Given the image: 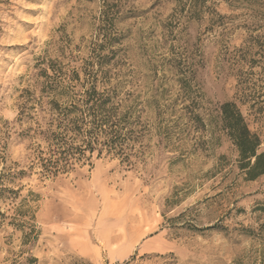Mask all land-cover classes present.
<instances>
[{"label": "rangeland", "instance_id": "obj_1", "mask_svg": "<svg viewBox=\"0 0 264 264\" xmlns=\"http://www.w3.org/2000/svg\"><path fill=\"white\" fill-rule=\"evenodd\" d=\"M51 67L117 91L131 162L94 155L24 180L39 195L38 236L24 244L1 226L0 264L264 262V174L246 179L220 119L237 103L264 151V0H0L9 163L26 154L21 95Z\"/></svg>", "mask_w": 264, "mask_h": 264}, {"label": "trees", "instance_id": "obj_2", "mask_svg": "<svg viewBox=\"0 0 264 264\" xmlns=\"http://www.w3.org/2000/svg\"><path fill=\"white\" fill-rule=\"evenodd\" d=\"M51 71L45 70L38 87L21 95L17 122L27 125L19 133V138L27 142L23 162L9 163L0 153V227L9 225L21 231L24 244L38 236L34 203L39 200L31 189L23 194L24 180L34 174L46 180L72 173L79 166L91 164L94 155H114L131 162V154L126 151L133 135L131 109L121 111L123 105L115 102L117 91L99 90L96 75L82 78L77 71L67 74L55 67ZM220 119L238 150L246 179L263 175L261 138L251 130L237 103L221 104Z\"/></svg>", "mask_w": 264, "mask_h": 264}]
</instances>
